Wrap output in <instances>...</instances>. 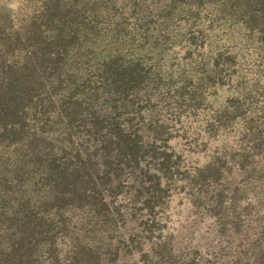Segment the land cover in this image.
<instances>
[{
    "label": "trees",
    "instance_id": "1",
    "mask_svg": "<svg viewBox=\"0 0 264 264\" xmlns=\"http://www.w3.org/2000/svg\"><path fill=\"white\" fill-rule=\"evenodd\" d=\"M32 1L0 13V264H199L153 236L178 157L144 123L135 52L172 48L175 23L194 50L211 29L264 48V0ZM252 246L234 264H264Z\"/></svg>",
    "mask_w": 264,
    "mask_h": 264
},
{
    "label": "rangeland",
    "instance_id": "2",
    "mask_svg": "<svg viewBox=\"0 0 264 264\" xmlns=\"http://www.w3.org/2000/svg\"><path fill=\"white\" fill-rule=\"evenodd\" d=\"M17 8L25 19L35 4L0 0V13ZM176 24L168 34L172 48L135 52L153 71L139 94L144 123L161 128L159 138L173 148L172 160L178 157L165 194V215L147 226H153L154 237H172L175 261L234 264L245 252L250 258L252 244H264L256 241L264 226V149L250 148L253 142L264 144V48L235 32L211 29L204 32L208 41L194 50ZM218 52L236 57L217 62ZM196 171L204 177L192 182L190 191L187 184Z\"/></svg>",
    "mask_w": 264,
    "mask_h": 264
}]
</instances>
